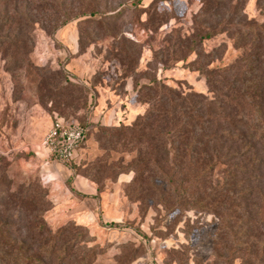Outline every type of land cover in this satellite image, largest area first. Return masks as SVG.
I'll return each instance as SVG.
<instances>
[{
    "label": "rangeland",
    "instance_id": "rangeland-1",
    "mask_svg": "<svg viewBox=\"0 0 264 264\" xmlns=\"http://www.w3.org/2000/svg\"><path fill=\"white\" fill-rule=\"evenodd\" d=\"M262 24L264 0H0V245L26 239L45 204L47 228L68 227L87 249L77 261L264 264V217L213 195L227 180L225 165L198 177L185 159L181 172L152 168L141 177L148 144L126 133L149 109L141 87L158 78L212 97L206 70L236 62L251 25ZM177 37L197 45L173 47ZM57 116L89 129L72 166L42 146ZM217 205L235 216L237 237Z\"/></svg>",
    "mask_w": 264,
    "mask_h": 264
},
{
    "label": "trees",
    "instance_id": "trees-1",
    "mask_svg": "<svg viewBox=\"0 0 264 264\" xmlns=\"http://www.w3.org/2000/svg\"><path fill=\"white\" fill-rule=\"evenodd\" d=\"M95 15L92 13L91 17ZM85 16L67 17L59 28ZM251 26H255L252 33L242 40L250 37L249 46L241 48L243 55L227 67L208 68L204 73L212 97L185 92L158 78L152 79L138 91V99L148 104L149 109L139 115L126 133L136 136L138 143L146 140L148 144L149 154L139 159L137 175H149L154 168L169 176L172 171L181 172L182 161L186 159L193 168L191 171L185 167V171L196 172L199 177L210 175L215 164H223L227 167V180L222 188L213 190V195L224 196L222 203L228 200L233 206L249 207L250 215L257 218L264 217V49L259 46L264 40V24ZM196 41L177 37L173 47L188 42L195 47ZM161 64L165 70L170 69L166 63ZM199 67L205 69L203 65ZM81 124L88 130L87 141L89 129ZM185 193L190 196L193 190ZM34 197L27 194L23 198L34 201ZM42 208V214L27 226L26 239L0 245V264H88L85 257L77 261L78 252L87 249L68 238V227L56 233L47 228L43 222L45 204ZM216 208V213L225 219H222L224 228L237 237L232 224L235 216L222 205ZM245 241L243 244L249 248L254 246ZM37 242L41 246H36Z\"/></svg>",
    "mask_w": 264,
    "mask_h": 264
},
{
    "label": "built area",
    "instance_id": "built-area-1",
    "mask_svg": "<svg viewBox=\"0 0 264 264\" xmlns=\"http://www.w3.org/2000/svg\"><path fill=\"white\" fill-rule=\"evenodd\" d=\"M87 129L79 121L55 117L42 146L48 158L69 166L75 164L85 145Z\"/></svg>",
    "mask_w": 264,
    "mask_h": 264
},
{
    "label": "crops",
    "instance_id": "crops-1",
    "mask_svg": "<svg viewBox=\"0 0 264 264\" xmlns=\"http://www.w3.org/2000/svg\"><path fill=\"white\" fill-rule=\"evenodd\" d=\"M133 85H134V84H132V82H131V83L129 84V87L127 88V91H131V90L133 91V90H134ZM127 99H128V98H127ZM138 114H139V113H138ZM138 114H137V115H138Z\"/></svg>",
    "mask_w": 264,
    "mask_h": 264
}]
</instances>
